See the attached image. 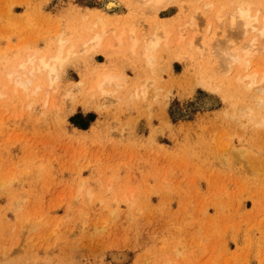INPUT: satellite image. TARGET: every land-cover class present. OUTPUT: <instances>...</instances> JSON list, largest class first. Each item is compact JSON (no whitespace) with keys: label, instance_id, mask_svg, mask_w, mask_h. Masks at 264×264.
I'll list each match as a JSON object with an SVG mask.
<instances>
[{"label":"rangeland","instance_id":"obj_1","mask_svg":"<svg viewBox=\"0 0 264 264\" xmlns=\"http://www.w3.org/2000/svg\"><path fill=\"white\" fill-rule=\"evenodd\" d=\"M104 1L0 0V67L46 52L56 30L80 51L87 10L133 11L145 33L140 3L108 11ZM219 1L226 19L229 0H171L159 11L193 44L161 45L151 68L112 43L106 58L74 57L48 95L0 98V264H264V92L246 95L232 85L235 69L217 70L213 44L230 33L215 21ZM231 33L230 51L252 39ZM255 50L248 73L254 60L264 66ZM99 63L124 77L114 95L84 106L81 86L64 97ZM144 80L146 95L134 97Z\"/></svg>","mask_w":264,"mask_h":264},{"label":"bare ground","instance_id":"obj_2","mask_svg":"<svg viewBox=\"0 0 264 264\" xmlns=\"http://www.w3.org/2000/svg\"><path fill=\"white\" fill-rule=\"evenodd\" d=\"M134 2H136V6L137 3H140V7L143 12L145 11L148 14L149 25L146 28L145 33L139 32L137 26L138 24H135L134 20L132 23L129 22V18L132 16L133 11H129L128 14L123 15H109L98 10H87L84 14H82L83 18H88L89 13H95V16L93 17V23L87 27L89 29L88 37L84 38L81 43L79 42L80 45L78 46H80V51H77L76 44H74L75 42L71 43L70 39L65 36L63 31L56 30L58 32L55 31L56 35L53 38L54 41L52 46H48L46 52H27V54L19 56L17 54V56H14L13 59H8L4 66L0 67V98L10 93L12 96L23 95L26 99H29L31 96L39 92L40 89L44 92V94L48 95L50 90L57 88V83L64 76L65 67L68 66L67 64L73 60L74 57L81 56V58L84 57L89 60L92 58L94 53H101L106 58L108 53L112 52V43H114L115 46H124V44H126V48H128L131 54H135L136 51H139L141 61L147 68H151L153 66L155 52L159 47H161V45L168 47L170 44H173L176 48H190L193 41L185 38L182 25L177 24L178 26H175L173 23L166 22V20H164L165 18L160 19L158 17L159 11L167 10L168 5L172 4L171 0H127L126 4L129 7H132ZM221 3L222 2L220 1L217 3L219 5L215 10L214 17L216 20H214L216 23L218 24L217 20L219 22L221 21V24L218 25L224 27L225 24V26L228 27L227 29L230 30V33H235L236 36L241 34V36L243 35L244 37L246 34H251L252 39H250L251 41L248 39L250 42L248 40H246L245 43L243 42L242 45H246V47H242L240 44L239 47L241 48H237V46H235L236 49L234 48L233 50L232 48V51H230L229 48L232 46L233 41L229 38V31H226L227 34L229 33V36L225 37L228 38L226 40L223 38L224 42L216 41L217 43L215 42L216 44H213L212 48V51L214 49L216 52L217 49V53L220 54H218L220 57L218 60H216L217 55L214 54V57L216 58L214 61L217 68H224V70H217L225 71L223 74L229 75L231 70L235 69L232 85L235 87L234 89H242V92L246 95L251 94L253 96L254 93L259 94L262 91L264 92V70L260 71L263 69L260 68L263 65L260 66V64L257 63L258 61L256 62V60H254V64L256 63L257 66L259 65L256 68L260 70L258 71L256 69L255 71V68L253 67L254 70L251 68L253 70L252 72H250L251 70L249 71L250 73L245 71L249 66L250 55L256 54L253 53V51L256 52L258 49L256 48L255 50V47H259L260 50H264V3L229 0V5H231L230 12L227 13V11H224L226 13V19L224 18L225 15L222 16L224 6ZM120 5L121 4L116 0L104 1V7L108 11L118 8ZM208 6L211 7L212 4H208ZM208 6H206V9L209 8ZM137 22L140 23V21L136 20V23ZM82 27H84V24ZM228 40L232 42L230 43ZM246 42L249 43L247 44ZM258 42H260V46H257ZM19 47H22V45ZM199 49L202 51V48L199 47ZM258 52L260 55V51ZM259 60L261 61L260 58ZM145 66L143 68H145ZM123 80L124 77L120 72L113 70L104 63H99L91 70L88 77L86 76L83 80L76 81L74 85L68 88L66 87L67 89L63 92V95L66 94L71 96L73 91L81 89L82 86V91H85L86 95L84 99L85 101H82V103L86 106V104H89L94 100L95 96H99L101 99H107L114 95L116 92L115 88H118L123 83ZM149 82L150 81L144 80L141 81V83L138 82L135 84L136 86L133 88V96L136 97L138 94L146 95V92L149 89L148 86H150ZM207 87L212 92H221L223 99L225 101L227 100V96L222 93V90L219 89L217 84H210ZM51 94L52 93H50V96ZM58 95L59 94H56L55 96L58 98ZM66 95L64 97H66ZM10 97L11 96L9 95V98ZM62 97L63 96L61 95L60 98ZM255 98L259 99V96ZM48 103V101H45L44 105L47 106ZM60 115L62 116V113H60L59 116ZM55 116H57V114ZM254 163L255 162H253L252 165H254ZM113 257L114 259L116 258L119 260L124 259V256L114 255ZM168 262L170 263V261Z\"/></svg>","mask_w":264,"mask_h":264}]
</instances>
